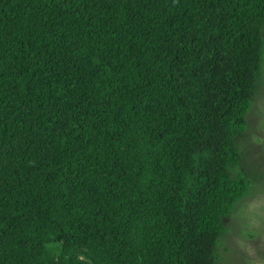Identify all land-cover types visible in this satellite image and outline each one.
Wrapping results in <instances>:
<instances>
[{
  "label": "trees",
  "instance_id": "trees-1",
  "mask_svg": "<svg viewBox=\"0 0 264 264\" xmlns=\"http://www.w3.org/2000/svg\"><path fill=\"white\" fill-rule=\"evenodd\" d=\"M263 57L264 0H0V264H218Z\"/></svg>",
  "mask_w": 264,
  "mask_h": 264
},
{
  "label": "rangeland",
  "instance_id": "rangeland-1",
  "mask_svg": "<svg viewBox=\"0 0 264 264\" xmlns=\"http://www.w3.org/2000/svg\"><path fill=\"white\" fill-rule=\"evenodd\" d=\"M246 121L248 130L238 142V172L251 187L226 221L225 236L216 248L218 264H264V57L262 78Z\"/></svg>",
  "mask_w": 264,
  "mask_h": 264
}]
</instances>
